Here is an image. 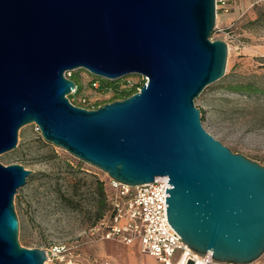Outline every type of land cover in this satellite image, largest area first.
I'll return each mask as SVG.
<instances>
[{"label":"water","instance_id":"95a60500","mask_svg":"<svg viewBox=\"0 0 264 264\" xmlns=\"http://www.w3.org/2000/svg\"><path fill=\"white\" fill-rule=\"evenodd\" d=\"M216 0H0V154L29 123L43 139L130 186L167 176V220L194 252L233 264L264 253V166L201 124L194 99L225 74ZM145 83L97 108L65 73ZM32 170L0 162V264H44L18 240L13 199ZM191 264V261L189 262Z\"/></svg>","mask_w":264,"mask_h":264},{"label":"rangeland","instance_id":"374dc122","mask_svg":"<svg viewBox=\"0 0 264 264\" xmlns=\"http://www.w3.org/2000/svg\"><path fill=\"white\" fill-rule=\"evenodd\" d=\"M226 3V13L237 11L238 16L222 25L217 21L221 13L218 8L217 27L210 35L211 39L228 43L225 74L208 84L194 104L200 109L201 124L209 134L233 152L264 166V18H258L264 12V0H226ZM69 72L78 77L80 84L76 96L68 95L76 105L97 108L115 97L113 90L99 91L95 85L91 86V80L98 76L88 70L76 68ZM116 80H122L121 87L127 89L146 81L136 73ZM234 84H251L260 91L239 93L230 89ZM0 162L18 163L32 170L13 199L20 244L46 251L54 245L66 247L63 260L46 259L44 264H66L69 258L77 259L75 264H90L88 260L93 255L106 256L111 264H159L136 247L91 241L88 229L105 208L96 183L103 181L107 188L110 177L43 139L36 124L19 129L16 148L0 154ZM178 255L179 251L172 263Z\"/></svg>","mask_w":264,"mask_h":264},{"label":"built area","instance_id":"2783aa9c","mask_svg":"<svg viewBox=\"0 0 264 264\" xmlns=\"http://www.w3.org/2000/svg\"><path fill=\"white\" fill-rule=\"evenodd\" d=\"M226 4V0H216V10L227 11ZM69 73L67 71L65 75L69 76ZM94 85L97 86V82ZM167 183V176H157L153 182L135 186L110 179L106 195L109 209L103 218L88 229L91 241L115 240L126 245L137 243L142 252L155 257L161 264H179L183 258V264H189L190 261L191 264H233L217 261L211 253L199 255L182 241L167 220L168 204L165 201L168 192L165 191L166 186L171 187ZM65 251L64 245H54L46 251L47 259L63 260ZM177 251V261L172 263ZM76 260L69 258L66 264H75ZM92 264L110 262L95 258Z\"/></svg>","mask_w":264,"mask_h":264},{"label":"trees","instance_id":"16d2710c","mask_svg":"<svg viewBox=\"0 0 264 264\" xmlns=\"http://www.w3.org/2000/svg\"><path fill=\"white\" fill-rule=\"evenodd\" d=\"M258 18L259 19L264 18V12L259 13ZM69 78H71L76 84L75 91L71 93V94H73V96H76L80 92V84H79L78 77L75 74H71V75H69ZM121 81L122 80H111V79H106V78H102V77H94L91 80L90 85L94 86V83L97 82V86H94L95 89H99V91L113 90L115 93V97L111 100V101H113V100L125 98V97L131 95L132 93L138 91V89L145 83L143 80L142 82H139L137 84H133L132 87L127 89V88L121 87V84H120ZM230 89L233 91H236L239 93H245V94L256 93V92L260 91L259 88H256V87L252 86L251 84H234V86H231ZM70 101H71V99H70ZM73 104H75V103H73ZM78 106H80V105H78ZM96 184L98 185L99 192L103 196V202H104L103 208L105 207L103 209V212L100 211V213L96 217L97 222H98L101 218L104 217V215L106 214V212L109 209V206H108L107 198H106L107 188H105L104 182L103 181H97Z\"/></svg>","mask_w":264,"mask_h":264},{"label":"crops","instance_id":"0c3cea01","mask_svg":"<svg viewBox=\"0 0 264 264\" xmlns=\"http://www.w3.org/2000/svg\"><path fill=\"white\" fill-rule=\"evenodd\" d=\"M238 16V13L237 11L235 12H230V13H226V11H223L221 10V13L219 15H217V21L220 22V24L222 25H227L230 23L231 20H233L234 18H236ZM98 242H113V243H117V244H122V245H125V246H128V247H136L140 250L139 248V245L137 243L135 244H129V245H126V244H123L121 242H118V241H115V240H103V241H98ZM149 255V254H147ZM151 256V255H150ZM153 257V256H152ZM95 258H99V259H106L110 262L111 264V261L109 260L108 257L106 256H99V255H93V256H90L89 257V263L92 264V259H95ZM155 258V257H154ZM156 259V258H155ZM157 260V259H156ZM158 261V260H157ZM159 262V261H158ZM159 264H161L159 262ZM251 264H264V254L258 258L255 262L251 263Z\"/></svg>","mask_w":264,"mask_h":264},{"label":"bare ground","instance_id":"6f19581e","mask_svg":"<svg viewBox=\"0 0 264 264\" xmlns=\"http://www.w3.org/2000/svg\"><path fill=\"white\" fill-rule=\"evenodd\" d=\"M207 253H210V252H207ZM185 262V258H183L181 264H183ZM171 264V263H170Z\"/></svg>","mask_w":264,"mask_h":264}]
</instances>
